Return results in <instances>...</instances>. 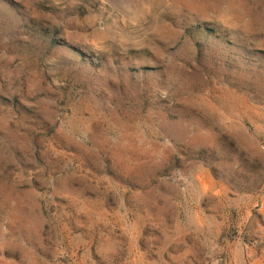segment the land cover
<instances>
[{"label": "rangeland", "instance_id": "rangeland-1", "mask_svg": "<svg viewBox=\"0 0 264 264\" xmlns=\"http://www.w3.org/2000/svg\"><path fill=\"white\" fill-rule=\"evenodd\" d=\"M0 264H264V0H0Z\"/></svg>", "mask_w": 264, "mask_h": 264}]
</instances>
